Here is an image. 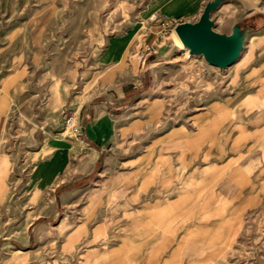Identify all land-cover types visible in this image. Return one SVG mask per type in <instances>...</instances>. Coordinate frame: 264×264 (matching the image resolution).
<instances>
[{
	"label": "rangeland",
	"instance_id": "1",
	"mask_svg": "<svg viewBox=\"0 0 264 264\" xmlns=\"http://www.w3.org/2000/svg\"><path fill=\"white\" fill-rule=\"evenodd\" d=\"M210 1L0 0V264H264V0L211 10L243 31L225 67L175 40ZM112 183L126 217L107 244Z\"/></svg>",
	"mask_w": 264,
	"mask_h": 264
},
{
	"label": "water",
	"instance_id": "2",
	"mask_svg": "<svg viewBox=\"0 0 264 264\" xmlns=\"http://www.w3.org/2000/svg\"><path fill=\"white\" fill-rule=\"evenodd\" d=\"M218 2H207L196 21L180 22L176 24L175 30L190 53H201L210 64L225 67L237 58L242 46L243 31L240 24L234 27L230 35L212 28L210 12Z\"/></svg>",
	"mask_w": 264,
	"mask_h": 264
},
{
	"label": "crops",
	"instance_id": "3",
	"mask_svg": "<svg viewBox=\"0 0 264 264\" xmlns=\"http://www.w3.org/2000/svg\"><path fill=\"white\" fill-rule=\"evenodd\" d=\"M156 6V3L154 1L150 2L147 6V13H149V18L153 19L155 18L156 14L153 12L154 7ZM146 14V13H145ZM154 15L153 18L151 16ZM153 33L154 31L151 30ZM138 59L142 61V58L139 56ZM107 120L105 117V113L95 114L87 123V125L84 127V132H86L87 137H91L95 140L97 138H104L106 129H107ZM71 144L74 145L73 140H71ZM83 143H85L83 141ZM55 150H60L61 152L65 150V147L58 146L55 148ZM95 151L93 153H89L87 155V159L90 161H93L95 158ZM128 187V184L123 183L119 186H115V183H112L109 185L106 189L102 191L100 194V197L97 198V212L99 211L98 208H101L102 206L105 208H108V214L107 215H101L97 213V222H101L103 225L100 228H97V236L100 234V230L102 231L101 239L107 244L112 243L113 240H115V236L117 235L116 232H111L116 228V225L121 221L120 212H122V216L126 217V213L124 212L126 210L125 207V199L127 197L126 189ZM59 226L61 228H64L66 226V218L61 220L59 222ZM111 228H113L111 231H109ZM48 233V232H45ZM137 260V252H133L130 256V264H136L134 263ZM113 264H118V260H113Z\"/></svg>",
	"mask_w": 264,
	"mask_h": 264
},
{
	"label": "built area",
	"instance_id": "4",
	"mask_svg": "<svg viewBox=\"0 0 264 264\" xmlns=\"http://www.w3.org/2000/svg\"><path fill=\"white\" fill-rule=\"evenodd\" d=\"M169 30H170V21L168 19H164V20L159 21V23L157 24V30H155L153 32L154 38H153L152 42L150 44L146 45L145 50L147 52H146V56L143 58V60H145L149 55L155 54L156 47H157L156 41L162 40L167 35ZM68 124L71 125L72 127L75 126L72 118H69Z\"/></svg>",
	"mask_w": 264,
	"mask_h": 264
},
{
	"label": "bare ground",
	"instance_id": "5",
	"mask_svg": "<svg viewBox=\"0 0 264 264\" xmlns=\"http://www.w3.org/2000/svg\"><path fill=\"white\" fill-rule=\"evenodd\" d=\"M174 30H175V28H174ZM175 40H176V42L178 43V45H179L181 48L185 49L186 52L189 53V48H188V46H186V45L182 42V40H181L180 37L178 36L176 30H175ZM177 43H176V44H177Z\"/></svg>",
	"mask_w": 264,
	"mask_h": 264
}]
</instances>
